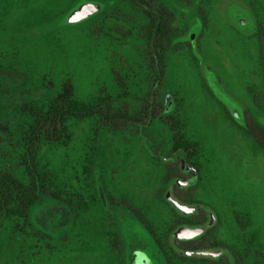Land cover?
<instances>
[{"label":"rangeland","instance_id":"rangeland-1","mask_svg":"<svg viewBox=\"0 0 264 264\" xmlns=\"http://www.w3.org/2000/svg\"><path fill=\"white\" fill-rule=\"evenodd\" d=\"M29 1L0 0V67L10 69L12 77H25L23 91L40 89L45 97L69 81L77 100L106 95L113 109L134 117L147 113L150 120L144 127L104 126L95 117L69 120L65 144H44L38 160L53 169L72 199L87 207L44 197L30 207L31 226L24 233L14 230L11 221H0V264H167L154 236L130 208L140 212L159 241L168 242L177 211L166 197V176H181L180 163L170 157L176 132L195 143L200 179L191 189L203 193L217 215L213 239L202 234L191 242L225 248L233 264L232 252L244 247L248 233L245 227L235 239L238 220L264 235V152L242 131V117L264 124L263 0L153 1L152 7L166 8L169 26L157 80L144 18L126 0H48L43 10L41 3ZM82 3L97 7L85 19L68 21ZM114 9L136 28L129 36L112 31L95 36L102 16ZM120 29L124 32L127 24ZM13 81L0 76L5 86L0 93L13 91L11 105L0 95L4 123L14 119L22 101L19 80ZM121 92L125 97L117 96ZM159 112L176 126L152 115ZM10 160L0 151V166ZM169 255L174 264L224 261V256Z\"/></svg>","mask_w":264,"mask_h":264},{"label":"trees","instance_id":"trees-1","mask_svg":"<svg viewBox=\"0 0 264 264\" xmlns=\"http://www.w3.org/2000/svg\"><path fill=\"white\" fill-rule=\"evenodd\" d=\"M48 0H30V3H37L43 6ZM101 2H110L113 0H100ZM154 0H126V3L131 7H136L140 11L144 23L146 24V47L152 64L158 66L159 72L162 74L164 62L162 52L164 43L168 36V13L165 7L160 4L155 5L152 9ZM157 1V0H156ZM115 10V9H114ZM106 13L102 16L99 22V28L94 32V35L108 34L110 31L124 36H129L134 30L135 22L121 19L118 15V10ZM110 20V21H109ZM119 20H123V24H118ZM109 22L110 24H108ZM127 24V29L123 32L120 28ZM120 40V37H115ZM5 75L10 82L18 81L17 92L22 101L19 100V108L15 113V117L10 122L0 121V151L7 152L13 160L8 164L0 166V221L9 220L12 222L14 230L24 233L26 228L31 225L28 221V211L30 207L40 202L44 197L52 198L56 201L64 202L70 207L86 208L87 204L81 200L75 201L71 198L72 191L66 186L57 181L53 169L46 163H41L39 159L40 152L47 145H62L68 137V122L71 119L84 120L86 118L95 117L97 121L104 126H118L120 123L134 124L145 126L149 122L147 113L144 116L134 117L126 116L124 112L115 110L111 106V101L106 95L98 96L95 100L84 102L73 97L70 87V82L61 84L52 94H47L45 97H40V89L36 92L23 91L25 85V77H12L10 69L0 67V76ZM11 80H10V79ZM157 80V78H154ZM264 81V71L262 73ZM66 82V81H65ZM1 87H5L0 85ZM19 89V90H18ZM12 90H15L14 88ZM0 93L1 97L7 98L5 105H11L10 100L13 96V91L10 92L4 88ZM34 93V94H33ZM125 97V93L117 95ZM18 100V99H17ZM151 103L146 102L145 107H150ZM264 114V111H263ZM155 118L168 123L170 127L176 126V121L167 122L170 117L164 118L161 114H152ZM262 125L255 124V129L262 135ZM248 127L243 129L244 133L248 132ZM172 148L170 157L176 162H189V156L195 152V143L186 142L181 139L180 133L176 132L171 135ZM181 156V157H179ZM191 164L195 165L193 162ZM171 176H166L169 180ZM131 212L137 220H139L150 234L154 236L155 242L163 255L167 264H174L171 256L176 255L167 241L161 242L156 238L149 223L144 217L134 208H130ZM179 212V211H178ZM237 218V217H236ZM238 219V218H237ZM187 222L183 219L181 212L176 214L168 232L170 233L179 225H184ZM239 224H243L240 220ZM111 245L117 248V239L114 232L110 231ZM41 235V234H40ZM175 243L178 247L186 250L203 249L186 244L183 242ZM223 264H231L227 256L224 257Z\"/></svg>","mask_w":264,"mask_h":264},{"label":"flooded vegetation","instance_id":"flooded-vegetation-1","mask_svg":"<svg viewBox=\"0 0 264 264\" xmlns=\"http://www.w3.org/2000/svg\"><path fill=\"white\" fill-rule=\"evenodd\" d=\"M249 2H252V0H249ZM263 5H264V0H263ZM96 7H97L96 5L90 4V3L80 4L77 7V9H75V10H79L81 8L80 12L83 15L81 18L78 19V21L85 19L90 14H92L95 11ZM154 8L155 7H152L153 10ZM263 41H264V33H263ZM152 69L154 71V76L157 79L159 78V76L163 74V71H162V74L159 72L158 66L156 64L152 66ZM213 71L215 72L216 70H213ZM254 99L255 97H251L252 101H254ZM263 111H264V108H263ZM161 112H159L158 114H160ZM242 119L245 121V127L247 126L249 128L247 133H244V132L243 133L249 138L253 146H257V148L262 149V151L264 152V124L261 123V125L263 126L262 127L263 136H261L260 133L257 132L258 130L255 129V124L257 122L253 121L251 117H245V118L242 117ZM194 153L189 156V162L181 161V163L178 165L177 168L181 171V176L180 177L174 176L170 178L168 181H166V182H169L166 197L167 198L175 197L179 199L180 201H182L181 196H180L182 195L186 197V201H182V202L194 205V208L192 210L187 211L185 213L181 212L183 219L187 222L184 225L195 226V225L201 224L202 222L206 221L209 218L210 215L208 212H212L214 221L211 226L183 240L175 239L177 242L189 241L190 243L188 244H191V245L193 244L194 246L198 248L206 249L211 246H208V245L203 246V245H199L200 243L196 244L191 241H193L195 238H198L202 234L206 235V238H209L210 240L213 239V236L210 234V231L217 223V215L215 211L213 210V208L208 203H206V201H203L204 200L202 199L203 193L200 194L191 189L200 179L199 168L196 162L193 160ZM191 162H193L195 165L191 164ZM189 180H191L192 182L191 183L189 182L183 186L180 185L181 183H184V182L186 183ZM175 210L177 211V214H178L179 213L178 210L177 209ZM245 227L248 229V233L245 234L246 239L243 241L244 247L240 249L237 253L232 252V257L234 260L233 264H244V260L248 261L246 264H264V235L260 237V233L258 231H255L252 228L251 224L242 225V224L237 223L234 225L235 239H239V236L242 233V231L245 230ZM202 240L203 239L200 238L199 242H201ZM218 256L225 257L226 255L219 254L217 255V257Z\"/></svg>","mask_w":264,"mask_h":264},{"label":"water","instance_id":"water-1","mask_svg":"<svg viewBox=\"0 0 264 264\" xmlns=\"http://www.w3.org/2000/svg\"><path fill=\"white\" fill-rule=\"evenodd\" d=\"M80 9L71 11L67 17V20L74 21L82 17L83 15L81 14ZM189 182L191 183L192 181L189 180L186 183H181L180 185L183 186ZM168 201L173 205L174 208H176L179 212L182 213L190 211L194 208V205L182 202L175 197H168ZM208 213L210 215L209 218L201 224L195 226L181 225L169 233L168 244L175 253L180 254L181 256L198 258H215L219 254H225L230 259V254L225 248L209 247L206 249L186 250L181 247H178L175 243V239H185L211 226L213 224L214 217L212 212Z\"/></svg>","mask_w":264,"mask_h":264}]
</instances>
